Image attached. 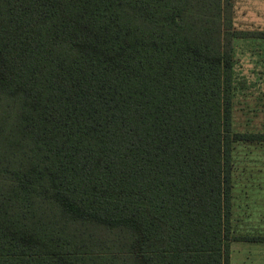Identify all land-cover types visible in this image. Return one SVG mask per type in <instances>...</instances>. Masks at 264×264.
Segmentation results:
<instances>
[{
    "label": "trees",
    "instance_id": "trees-1",
    "mask_svg": "<svg viewBox=\"0 0 264 264\" xmlns=\"http://www.w3.org/2000/svg\"><path fill=\"white\" fill-rule=\"evenodd\" d=\"M234 0H0V264H231Z\"/></svg>",
    "mask_w": 264,
    "mask_h": 264
},
{
    "label": "rangeland",
    "instance_id": "rangeland-1",
    "mask_svg": "<svg viewBox=\"0 0 264 264\" xmlns=\"http://www.w3.org/2000/svg\"><path fill=\"white\" fill-rule=\"evenodd\" d=\"M233 16L235 29L264 32V0H234ZM234 45L233 129L264 132V39H235ZM5 104L0 98V127ZM233 162L236 235H264V142H237ZM242 245H233V264H264V247Z\"/></svg>",
    "mask_w": 264,
    "mask_h": 264
},
{
    "label": "crops",
    "instance_id": "crops-1",
    "mask_svg": "<svg viewBox=\"0 0 264 264\" xmlns=\"http://www.w3.org/2000/svg\"><path fill=\"white\" fill-rule=\"evenodd\" d=\"M243 39H246V40H252V39H264V38H254V37H251V38H243ZM234 232H235V228H234ZM235 234H236V232H235ZM237 235H240V234H237ZM249 235V234H248ZM251 235V234H250ZM253 236H264V235H262V234H252ZM236 242H239V243H242V244H244V245H242V246H248V247H258V248H260V247H264V242H255V241H234L233 243H232V246H231V264H233V262H232V252H233V245L236 243ZM234 261H235V259H234ZM244 262H247L246 260L244 261Z\"/></svg>",
    "mask_w": 264,
    "mask_h": 264
}]
</instances>
